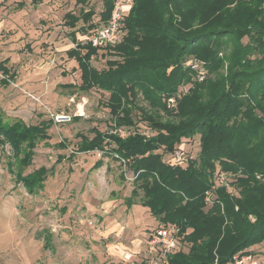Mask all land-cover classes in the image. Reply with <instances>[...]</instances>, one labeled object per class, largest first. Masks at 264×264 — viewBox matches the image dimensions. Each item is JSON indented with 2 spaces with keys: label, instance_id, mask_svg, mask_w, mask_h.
Wrapping results in <instances>:
<instances>
[{
  "label": "trees",
  "instance_id": "trees-1",
  "mask_svg": "<svg viewBox=\"0 0 264 264\" xmlns=\"http://www.w3.org/2000/svg\"><path fill=\"white\" fill-rule=\"evenodd\" d=\"M115 1L105 0L103 23L111 17ZM67 16L72 26L80 19L72 13ZM82 17L90 21L88 12ZM96 25L83 26L84 33ZM225 39L232 41L229 52L222 49ZM98 53L118 58L98 69L92 64ZM67 54L79 64L81 90L109 93L107 106L115 128L137 127L138 93L174 118L164 121L142 111L149 136L138 128L125 136L95 129L92 138L82 137L78 148L98 149L125 161L126 171L134 176L127 205L136 203L142 190L141 203L156 219L180 227L179 251L170 256V264H215L216 258L225 264L238 253L253 252L251 247L264 241V0H134L117 44L99 50L88 41L77 42ZM192 57L217 76L194 78L198 70L186 65ZM0 70L1 84H9L13 74L6 75L9 68L4 62ZM182 87L185 93L168 107L167 99ZM52 124L50 119L5 124L0 112V145L9 142L18 152L27 147L16 181L30 191L49 169L40 166L26 175L24 169L32 164L37 142L50 139ZM196 134L200 140L194 159L175 165L164 157ZM64 158L61 155L58 161ZM101 165L100 159L94 166ZM217 170L228 174V185L219 186L208 204L205 192Z\"/></svg>",
  "mask_w": 264,
  "mask_h": 264
},
{
  "label": "rangeland",
  "instance_id": "rangeland-1",
  "mask_svg": "<svg viewBox=\"0 0 264 264\" xmlns=\"http://www.w3.org/2000/svg\"><path fill=\"white\" fill-rule=\"evenodd\" d=\"M104 9L105 0H0V62L9 68L6 75L13 74V80L3 85L0 70L3 122H53L48 129L50 139L37 142L32 164L24 169V175L40 166L49 169L33 191L16 181L26 145L19 152L9 142L0 145V264H140L146 262L150 230L163 224L142 205V190L136 203L127 205L134 176L126 171L125 161L98 149L78 151L82 137L92 138L95 129L118 133L121 129L127 134L138 128L150 134L147 121L141 119L142 111L164 121L174 119L138 93L137 127L115 128L107 106L109 93L79 88L81 70L67 50L88 41L90 32L103 24L100 14ZM85 12L89 22L82 20ZM68 13L80 17L75 26L69 23ZM89 23L97 25L84 33L82 27ZM222 49L231 51L232 41L225 39ZM117 58L98 53L92 64L102 69L107 60ZM205 71V77L217 76ZM199 140L200 134H196L181 144L197 155ZM61 141L66 147L59 145ZM71 154L73 158H68ZM61 155L66 158L58 161ZM100 159L102 165L96 168ZM259 244L251 250L264 263V241Z\"/></svg>",
  "mask_w": 264,
  "mask_h": 264
},
{
  "label": "built area",
  "instance_id": "built-area-1",
  "mask_svg": "<svg viewBox=\"0 0 264 264\" xmlns=\"http://www.w3.org/2000/svg\"><path fill=\"white\" fill-rule=\"evenodd\" d=\"M133 2L134 0H116L111 17L99 27L93 29L90 33L88 42L91 43L92 46L97 47L99 50L105 46L117 44L120 41L124 16L130 10ZM186 65H191L194 69L198 70L197 78L199 80L204 79L206 71L197 61H188ZM185 91V87H182L175 95L170 96L167 99L168 107L175 106L178 97H181ZM60 118L68 120L72 119L67 115H61ZM119 133L121 136L126 135V133L121 129L119 130ZM146 135L149 136L150 134L146 133ZM195 157L196 154L193 150H186V148L180 143L170 154V161L175 165H184ZM224 185H228V174L221 170L215 171L214 183L211 188L205 192L206 203L212 204L216 196L215 190H217L219 186ZM179 236L180 227L176 223H163L150 230L147 238L148 247L146 249V254L148 255L144 258L146 263L170 264V256L176 253L179 248ZM130 257H125V259L128 260ZM257 257V254L253 252L238 253L234 256L233 260L225 264H264ZM215 264H219L218 258L215 259Z\"/></svg>",
  "mask_w": 264,
  "mask_h": 264
},
{
  "label": "crops",
  "instance_id": "crops-1",
  "mask_svg": "<svg viewBox=\"0 0 264 264\" xmlns=\"http://www.w3.org/2000/svg\"><path fill=\"white\" fill-rule=\"evenodd\" d=\"M259 245L260 244H256V245L252 246V248H257V247H259ZM259 253H261V252H259Z\"/></svg>",
  "mask_w": 264,
  "mask_h": 264
}]
</instances>
